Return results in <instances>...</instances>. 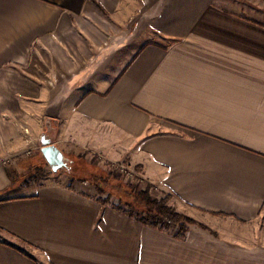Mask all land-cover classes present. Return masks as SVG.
<instances>
[{"label":"crops","instance_id":"obj_1","mask_svg":"<svg viewBox=\"0 0 264 264\" xmlns=\"http://www.w3.org/2000/svg\"><path fill=\"white\" fill-rule=\"evenodd\" d=\"M223 4L0 0V264H264V22ZM44 143L128 159L199 224L145 225L79 175L24 188Z\"/></svg>","mask_w":264,"mask_h":264},{"label":"rangeland","instance_id":"obj_2","mask_svg":"<svg viewBox=\"0 0 264 264\" xmlns=\"http://www.w3.org/2000/svg\"><path fill=\"white\" fill-rule=\"evenodd\" d=\"M223 1V5L228 9L234 10L243 16L251 14L254 20L264 22V0H254V4L251 0ZM81 153H64L66 158L64 160L65 165L56 171H53L52 167L45 160L31 156L30 160H25V162L29 161L26 164L24 163L25 168L12 170L11 174L15 181L24 183V188L26 189H33V187L43 184L50 179L68 183L72 177L78 178V175L82 180L94 185V183L99 182L98 177H103L106 179L107 184H102L105 192L98 194V197L106 200L112 206L119 203L122 205L125 201H131V198L125 192H129L127 189H135L136 191L148 189L151 197L157 199L165 198L169 206L175 210L176 208L179 209L176 205L174 206L170 194L162 192L155 186L150 185L142 177L140 167L133 163H128V159L119 162H110L96 154ZM25 184L28 186L25 187ZM96 193H98L97 190ZM186 216L196 221L192 216Z\"/></svg>","mask_w":264,"mask_h":264},{"label":"trees","instance_id":"obj_3","mask_svg":"<svg viewBox=\"0 0 264 264\" xmlns=\"http://www.w3.org/2000/svg\"><path fill=\"white\" fill-rule=\"evenodd\" d=\"M99 182L94 183L98 194L105 192L102 184L106 185L107 181L103 177H98ZM125 191L131 198V201H125L122 205L119 203L113 206L115 209L124 214L135 218L141 223L174 233L176 236L183 235L190 225L199 224L190 217L176 211L167 204L165 198L157 199L150 196L148 189L136 191L127 189ZM102 203L106 200L100 199Z\"/></svg>","mask_w":264,"mask_h":264},{"label":"water","instance_id":"obj_4","mask_svg":"<svg viewBox=\"0 0 264 264\" xmlns=\"http://www.w3.org/2000/svg\"><path fill=\"white\" fill-rule=\"evenodd\" d=\"M40 151L45 161L52 167L53 171H56L65 165L64 160L66 158L64 154L52 143H44Z\"/></svg>","mask_w":264,"mask_h":264}]
</instances>
